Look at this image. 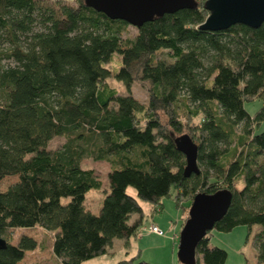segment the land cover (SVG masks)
Here are the masks:
<instances>
[{"label": "trees", "instance_id": "16d2710c", "mask_svg": "<svg viewBox=\"0 0 264 264\" xmlns=\"http://www.w3.org/2000/svg\"><path fill=\"white\" fill-rule=\"evenodd\" d=\"M205 1L125 37L127 22L85 0H0V182L16 177L0 190L7 242L0 264H18L39 247L27 235L8 241L34 226L53 233L51 251L61 264L104 255L113 239L137 235L127 222L140 201L156 204L172 188L181 206L199 192L229 189L230 206L212 230L257 228L252 246L264 264V131H257L264 122V22L201 29ZM134 83L147 91L146 102L133 96ZM254 100L261 105L250 114L244 104ZM184 134L198 147L199 173L189 177L167 165L168 157L185 163L175 140ZM55 137L65 141L48 149ZM84 159L110 165L111 190L81 166ZM92 189L103 193L99 215L85 205ZM210 238L211 230L197 244L195 264H227V252ZM136 257L117 264H153Z\"/></svg>", "mask_w": 264, "mask_h": 264}, {"label": "rangeland", "instance_id": "374dc122", "mask_svg": "<svg viewBox=\"0 0 264 264\" xmlns=\"http://www.w3.org/2000/svg\"><path fill=\"white\" fill-rule=\"evenodd\" d=\"M69 3V2H68ZM136 32L134 26L127 28L125 37H130ZM121 57H117L109 63V67H116L120 62ZM108 83L117 89L119 93H126L125 87L113 78L108 79ZM133 96L142 102L148 100L147 91L140 87L139 84L134 83L131 87ZM261 105L260 100L246 102L245 109L253 114ZM237 133L241 132V126L236 127ZM257 131H264V122L260 125ZM235 140L234 137H232ZM65 139L63 137H55L49 143L47 148L54 150L59 148ZM167 165L171 170L183 171L185 163L178 162L171 157H168ZM81 166L83 168H91L95 171L99 180H101L102 187L108 190L111 186V168L105 161H94L92 159H84ZM16 181V177H7L0 182V190H5ZM238 188L242 183L238 181ZM129 195L135 196V190L132 187L127 189ZM176 190L172 188L170 196L162 197L158 203H150L147 201L139 202V213H133L130 217V223L134 221L140 213L143 214L144 220L138 228L137 235L125 238H115L112 244L108 246L107 253L93 259H90L83 264H117L121 260L130 259L134 256L135 262L146 261L153 264H182L177 258L179 233L184 224V208L188 202H183L181 206L178 204L174 196ZM103 193L101 191L92 189L86 194L85 205L96 215L100 214L102 205ZM182 203V202H181ZM189 203L188 205H190ZM190 207V206H189ZM189 210V208H188ZM188 212V211H187ZM140 215V216H141ZM188 217V214L187 216ZM187 219V218H186ZM151 224L156 225L161 234L157 237L154 233L149 231ZM137 226L134 222L132 226ZM255 229L248 234V229L245 225L235 226L231 231L221 232L211 230L210 241L212 245L220 247L227 252V264H260L256 257V250L252 246V237ZM21 235H27L34 238L39 247L35 250L27 252L25 258L18 264H61L60 261L53 256L51 251V244L53 233L46 231L38 226L31 228H20L15 230L13 236L8 240L11 244H16ZM128 238V239H127Z\"/></svg>", "mask_w": 264, "mask_h": 264}, {"label": "water", "instance_id": "95a60500", "mask_svg": "<svg viewBox=\"0 0 264 264\" xmlns=\"http://www.w3.org/2000/svg\"><path fill=\"white\" fill-rule=\"evenodd\" d=\"M86 4L110 19H119L136 28L164 14L197 7L196 0H85ZM208 16L201 29L218 31L235 24L258 28L264 22V0H206ZM176 145L185 157L183 175L199 173L198 147L187 134L176 139ZM232 199L229 189L212 194L197 193L190 204L188 217L179 233L177 258L182 264H195V249L206 233L227 212ZM7 246L0 237V249Z\"/></svg>", "mask_w": 264, "mask_h": 264}, {"label": "crops", "instance_id": "0c3cea01", "mask_svg": "<svg viewBox=\"0 0 264 264\" xmlns=\"http://www.w3.org/2000/svg\"><path fill=\"white\" fill-rule=\"evenodd\" d=\"M141 213L136 217V218H134V221L132 222V224L134 223V222H137V227H139L141 224H143V220H144V216H143V214L141 215ZM130 219L128 220V224L129 225H132L130 222ZM138 231V228L136 229V232ZM154 235H156V234H154ZM157 237H160V236H158V235H156Z\"/></svg>", "mask_w": 264, "mask_h": 264}, {"label": "built area", "instance_id": "2783aa9c", "mask_svg": "<svg viewBox=\"0 0 264 264\" xmlns=\"http://www.w3.org/2000/svg\"><path fill=\"white\" fill-rule=\"evenodd\" d=\"M149 231L154 233V234H158V235L161 234V231L159 230V228L156 225H154V224H151L149 226Z\"/></svg>", "mask_w": 264, "mask_h": 264}]
</instances>
